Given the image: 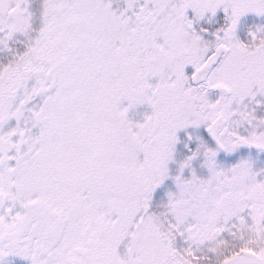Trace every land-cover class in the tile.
<instances>
[{
    "label": "snow or ice",
    "instance_id": "1",
    "mask_svg": "<svg viewBox=\"0 0 264 264\" xmlns=\"http://www.w3.org/2000/svg\"><path fill=\"white\" fill-rule=\"evenodd\" d=\"M0 264H264V0H0Z\"/></svg>",
    "mask_w": 264,
    "mask_h": 264
}]
</instances>
